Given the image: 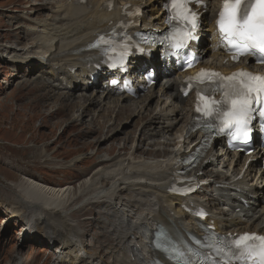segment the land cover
Segmentation results:
<instances>
[{
	"label": "bare ground",
	"instance_id": "6f19581e",
	"mask_svg": "<svg viewBox=\"0 0 264 264\" xmlns=\"http://www.w3.org/2000/svg\"><path fill=\"white\" fill-rule=\"evenodd\" d=\"M205 1L208 4L206 8L198 7L203 12L204 21L201 32L204 34L199 47L201 55L207 58V66L230 71L235 65L225 62V47L214 33V20L221 0ZM166 2L45 0L38 9H32L25 16L27 25L22 35L25 39L19 41L17 47L7 46V54L2 55L20 68L27 66L31 72H39L35 79L40 78L38 83L51 94L48 101L60 99L68 103L67 106L72 104L70 108L75 114L73 120L83 123L87 116L95 118V113L104 116L109 110H113L117 119H120L128 114L130 108L133 110L131 115L151 117L140 139L135 138L130 145L128 154L108 165L103 164L112 162L110 157L100 162L99 167L83 180L76 192L71 186L58 189L27 177L12 184L10 199L13 217L23 218L25 235H33L35 241L46 239L55 246V264H153L163 259L162 254L152 248L153 232L162 225L180 237L192 231L200 232L202 225H212L221 234L246 230L264 233V178L260 170V152L241 161L239 155L231 154L221 145L216 146L214 160L204 164L210 157L205 158L191 172L199 182L205 183L199 192L189 198L169 193L175 172L180 168L177 165L195 149L202 138L191 132L194 98L182 95L185 74L176 72L168 75L167 67L163 68V63L153 52L152 57L131 59L134 69L131 74L136 82L135 96L119 92L107 85L109 80L104 81L108 79L106 67L101 59H97V52L91 49L96 34L110 29L135 8L143 12L142 17L134 18L141 23L140 29H158L166 19ZM46 8L55 17L52 15L50 19H43V10ZM34 16L40 19L35 20ZM21 26L19 29L23 30ZM26 41L30 42V46L19 48ZM166 66L170 69L172 63L167 62ZM145 67H155L158 78L163 79L159 91L155 86L146 88L145 80H139ZM41 75L47 78L43 79ZM91 75L99 76L98 81L93 82ZM139 96L140 100L135 102ZM155 99L156 105L150 112ZM109 121L113 119H108L104 131H98L105 141L123 131L117 126V129L109 126ZM113 122L117 125V121ZM146 136L153 139L150 143L153 146H172L171 151L163 157L157 156L165 153V150L160 155L158 151L152 153L153 158L135 157ZM159 137H165L166 140L158 141ZM122 146L125 148V145ZM97 152H92L90 156L82 153L73 164L83 163ZM119 193H125L126 196L121 198ZM97 204L103 205L105 213L103 218L97 217V220L108 228L110 236L113 235L119 246L114 263L103 260L98 247L86 238L82 222L72 214L81 206ZM184 205L192 209H205L209 213L206 222H200L194 214L185 210Z\"/></svg>",
	"mask_w": 264,
	"mask_h": 264
},
{
	"label": "rangeland",
	"instance_id": "374dc122",
	"mask_svg": "<svg viewBox=\"0 0 264 264\" xmlns=\"http://www.w3.org/2000/svg\"><path fill=\"white\" fill-rule=\"evenodd\" d=\"M44 2L45 0H0V264L57 262L55 246L50 245L46 239L35 241L33 235H25L23 218L13 217L10 199L13 194L12 184L27 177L58 189L71 186L76 192L83 180L99 167L100 162L110 157L112 162L103 164L108 165L120 156H126L130 145L135 138L140 139L145 124L151 118L147 115L140 118L131 115L133 110L130 108L128 114L131 116L126 114L120 119H117L113 110H109L104 116H98L97 113L95 118L87 116L83 123L73 120L75 114L70 108L72 104L67 106L68 103L60 99L48 101L51 94L38 83L40 78L35 79L39 72L33 73L27 66L20 68L6 57H2L7 54V46L17 47L18 42L25 39L22 38L27 25L25 16H28L32 9H38ZM27 6L31 8L28 9ZM43 14V19H50L52 15L55 17L48 8L43 10ZM34 18L40 19L38 16ZM20 26L23 30L19 29ZM29 46L30 42L26 41L19 48ZM41 77L47 78L46 75ZM162 83L159 79L155 85L157 91ZM139 98H136L135 102L140 100ZM155 105L156 99L152 101L150 112ZM153 114L154 111L151 115ZM111 118L117 121V125H114L113 121H109L108 125L112 128L117 126L123 131L105 141V137H102L101 133L98 135V131H104L108 119ZM157 140L162 142L166 138L159 137ZM152 141V138L146 136L135 157L138 155L153 158L152 153L158 151L159 154L165 150V153L157 156L163 157L172 149V146L166 145L153 146L150 144ZM122 145H125V148ZM96 150L97 154L88 157L85 162L73 164L74 160L80 159L82 153L90 156ZM119 195L121 198L126 196L125 193ZM84 207L75 208L72 214L82 222L80 223L86 238L98 247L103 260L114 263L119 246L113 235L110 236L108 228L97 220V217L105 216L103 205Z\"/></svg>",
	"mask_w": 264,
	"mask_h": 264
},
{
	"label": "snow or ice",
	"instance_id": "6c2138e0",
	"mask_svg": "<svg viewBox=\"0 0 264 264\" xmlns=\"http://www.w3.org/2000/svg\"><path fill=\"white\" fill-rule=\"evenodd\" d=\"M189 0H172L171 8L175 11L173 19H182L188 21L191 28L196 27L195 13H191L188 8ZM220 32L229 44L236 46L238 49L247 51L251 50L254 54L264 56V0H225L224 10L220 13V19L217 21ZM190 36V33L174 34V47H181L185 37ZM107 43V41H105ZM219 76V73H207L201 71L195 78L203 83L201 77L204 76ZM249 73H236L232 77L222 79L235 80L238 76H250ZM253 81L258 83L253 85L245 81H240L241 87L236 95L237 99L232 100L231 110L226 114L224 127L234 129V139L246 140L248 138V120L251 118L252 111L251 101L252 93L255 92L256 99H259L260 93L264 92V77H251ZM227 96L228 93H225ZM201 101H204V114L212 115L211 105L215 101L207 100L203 95L200 96ZM200 106L197 107V112H200ZM264 114V113H262ZM248 241H258L259 243L250 244ZM235 246L239 254L247 257V259L258 258L259 264H264V236H255L245 234L235 241ZM236 255V253H233Z\"/></svg>",
	"mask_w": 264,
	"mask_h": 264
}]
</instances>
